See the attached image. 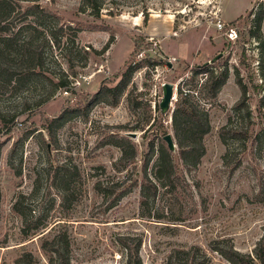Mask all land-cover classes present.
I'll use <instances>...</instances> for the list:
<instances>
[{
  "label": "rangeland",
  "instance_id": "rangeland-1",
  "mask_svg": "<svg viewBox=\"0 0 264 264\" xmlns=\"http://www.w3.org/2000/svg\"><path fill=\"white\" fill-rule=\"evenodd\" d=\"M97 1L99 17L82 10V0H37L76 29L61 35L44 60L55 82L67 75L65 89L38 77L17 88L0 82V264L18 258L57 264L43 249L54 234L67 242L69 264H127L120 237L141 241V264H165L171 250L192 246L207 254V264H230L212 251L215 245L252 255L264 235V0ZM218 20L235 29L233 39L216 30ZM64 54L73 60L70 69ZM205 65L216 75L227 70L214 99L204 89L208 73L198 72ZM129 66L116 106L106 95L89 105ZM237 79L246 90L239 109ZM165 83L174 86V97L161 113ZM178 91L189 95L210 127L195 167L178 155L172 123ZM235 130L242 135L235 137ZM167 134L175 176L169 187L157 183L149 203L162 219L147 218L135 182L148 153L147 175L157 182ZM123 137L137 150L125 169L116 145ZM18 201L21 215L12 211Z\"/></svg>",
  "mask_w": 264,
  "mask_h": 264
},
{
  "label": "trees",
  "instance_id": "trees-1",
  "mask_svg": "<svg viewBox=\"0 0 264 264\" xmlns=\"http://www.w3.org/2000/svg\"><path fill=\"white\" fill-rule=\"evenodd\" d=\"M23 3H26L23 6ZM82 10H87L90 15L99 17L101 5L97 0H82ZM241 17L237 18V20ZM66 32H76V29L61 21L59 16L41 7L37 0H0V82L6 84L14 83L15 87L27 84L32 77L45 79L52 89H65L69 82L67 75L58 78L55 82L53 77L47 73L45 58L47 53L52 56V49L59 47V38ZM70 43H74L71 38ZM108 49V44L105 45L104 51ZM49 51V52H47ZM88 50H83L84 54H88ZM134 51L130 54L133 57ZM65 66L72 68V58L64 54L61 56ZM158 64L159 62H154ZM206 66L198 67V72L204 70L208 73L204 89L209 98L214 99L220 88L225 84L227 79V70H223L219 74H215L213 70H207ZM133 67H127L124 76L119 83L113 87H104L96 93L90 100L89 105L97 101H104L103 95L110 97V105L116 106L119 98L122 96L129 77L131 76ZM236 83L241 90V98L236 103L234 108L239 109L244 103L246 97L245 87L239 79ZM179 100L175 102V110L172 114V123L177 138L178 155L184 166L195 167L204 154L203 138L210 131L209 123L205 114H201L197 106L192 102L187 94H181L178 91ZM204 116V119H203ZM2 115L0 114V119ZM57 119H53L54 122ZM242 132L233 131L232 134L238 137ZM246 135V134H245ZM116 145L121 148L122 154L118 163L122 168H127L134 163L136 148L134 144L123 137L116 142ZM127 150H131L130 153ZM153 151V147H150ZM174 151V150H173ZM173 151L167 145L160 146L157 165L155 168L154 182L147 175V166L150 161V153L145 157L143 162V176L140 182H135L138 185L141 196L140 207L142 214L147 218L162 219L156 214H152L149 209L150 201H153L157 195L158 184L161 187H169L172 183L171 179L175 176V167L173 163ZM228 155V153H227ZM239 163V162H238ZM114 193H109L111 196ZM105 197V194L102 193ZM122 195V194H121ZM121 195H117L118 199ZM20 201L12 205V211L21 215ZM155 213V212H154ZM163 217V216H162ZM40 224L36 225L34 231L39 229ZM50 232V231H49ZM48 232V233H49ZM129 237H120L119 243L126 251L127 264H141L139 258V247L141 241ZM50 248L43 249L51 254V259L56 260L57 264H69L68 257L64 254V240L59 234H54L49 240ZM46 244V245H47ZM212 251L217 252L221 257L227 260L230 264H264V235L257 241L253 254H242L235 250L232 245H227L225 248L212 246ZM50 259V260H51ZM22 258L15 260L14 264H22ZM209 258L207 254L202 252L199 247L192 246L188 249H173L169 253L165 264H207Z\"/></svg>",
  "mask_w": 264,
  "mask_h": 264
},
{
  "label": "water",
  "instance_id": "water-1",
  "mask_svg": "<svg viewBox=\"0 0 264 264\" xmlns=\"http://www.w3.org/2000/svg\"><path fill=\"white\" fill-rule=\"evenodd\" d=\"M169 68H172L171 64L168 65ZM174 97V86L169 83H165L162 85V98L159 103V109L161 113L166 112L169 110V106L171 101L173 100ZM163 140L165 141L167 147L173 151L174 150V144L172 141V138L169 134L165 135L163 137Z\"/></svg>",
  "mask_w": 264,
  "mask_h": 264
},
{
  "label": "built area",
  "instance_id": "built-area-1",
  "mask_svg": "<svg viewBox=\"0 0 264 264\" xmlns=\"http://www.w3.org/2000/svg\"><path fill=\"white\" fill-rule=\"evenodd\" d=\"M216 30L217 31H224L226 36L229 39H233L235 37V29L232 27H229L227 24H225L224 22H221L220 20L217 21L216 25Z\"/></svg>",
  "mask_w": 264,
  "mask_h": 264
},
{
  "label": "crops",
  "instance_id": "crops-1",
  "mask_svg": "<svg viewBox=\"0 0 264 264\" xmlns=\"http://www.w3.org/2000/svg\"><path fill=\"white\" fill-rule=\"evenodd\" d=\"M241 15H242V14H241ZM241 15H240V16H241ZM240 16H239V17H240ZM237 18H238V17H237Z\"/></svg>",
  "mask_w": 264,
  "mask_h": 264
}]
</instances>
